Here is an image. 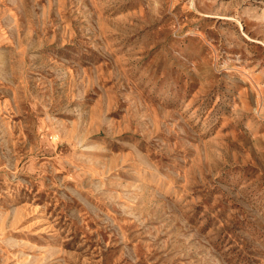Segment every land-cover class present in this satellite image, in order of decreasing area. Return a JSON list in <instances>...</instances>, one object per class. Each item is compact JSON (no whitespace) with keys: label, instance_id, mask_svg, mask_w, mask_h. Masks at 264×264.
Returning <instances> with one entry per match:
<instances>
[{"label":"rangeland","instance_id":"rangeland-1","mask_svg":"<svg viewBox=\"0 0 264 264\" xmlns=\"http://www.w3.org/2000/svg\"><path fill=\"white\" fill-rule=\"evenodd\" d=\"M0 264H264V0H0Z\"/></svg>","mask_w":264,"mask_h":264}]
</instances>
